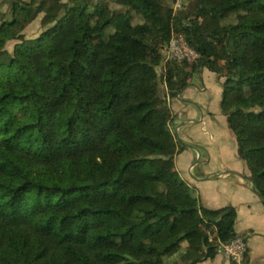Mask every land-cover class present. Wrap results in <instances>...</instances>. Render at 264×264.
<instances>
[{"label":"trees","instance_id":"16d2710c","mask_svg":"<svg viewBox=\"0 0 264 264\" xmlns=\"http://www.w3.org/2000/svg\"><path fill=\"white\" fill-rule=\"evenodd\" d=\"M49 1L3 0L0 11V264L214 258L239 235L238 212L203 208L175 162L159 158L173 118L161 83L181 91L197 68L164 65L162 45L184 34L226 77L221 109L264 201V0H199L177 13L175 0H118L124 12L108 16L86 1L27 38ZM226 13L233 22L197 32L194 20Z\"/></svg>","mask_w":264,"mask_h":264},{"label":"rangeland","instance_id":"374dc122","mask_svg":"<svg viewBox=\"0 0 264 264\" xmlns=\"http://www.w3.org/2000/svg\"><path fill=\"white\" fill-rule=\"evenodd\" d=\"M88 2L91 8L104 9L106 15L111 14H122L124 12V6L118 2V0H50L47 5L49 11L42 12L25 30V36L27 38L38 36L42 33L48 25L57 21V16L62 15L67 6L80 5L82 3ZM199 0H175L169 4V8H172V13H177L178 11H190L194 9ZM8 8V4L4 3L3 0H0V11H5ZM52 9V11H51ZM192 17V16H191ZM192 19H188L190 22ZM233 18L229 13H226L225 16L219 19H211L208 17H200L195 21V27L198 32V25L201 24H210L212 26L225 25L227 23L233 22ZM51 26V25H50ZM178 42L179 47L181 48L180 52L173 53L171 52L170 43L172 40ZM18 40H13L9 42L8 49L10 51L14 50V47ZM190 42L184 34L173 33L170 39H167L163 42L162 52L164 54V65L170 63L174 60L183 63H194L197 65L196 70L193 73V79L189 83L187 88L182 89L181 91L174 90L172 91L165 80L161 83L162 97L165 100L166 104L170 107L172 113V122L170 133H163V138L167 143V148L169 151H166L164 155L159 156L161 160L164 161H174L178 168H182L181 171L182 177L192 176H204L206 173L214 172L213 176H216L219 171H224L225 167L219 159V151L216 149V155L211 154L208 148L202 145L198 140L193 137L194 135H203L209 137V133L204 130V128L209 129V121H214L218 123V117L221 119H228L225 114H223L221 109V102L223 99V86L226 80V77L211 70L208 66L203 65L202 55L198 52L199 56L193 59H190L187 53H190L186 49L187 45L189 46ZM191 46V45H190ZM189 46V47H190ZM110 54L109 44L106 45V50L103 56ZM80 77L82 79L90 77L85 70H80ZM208 121V122H207ZM207 123V124H206ZM228 123V121H227ZM212 125V124H211ZM205 126V127H203ZM213 127V125H212ZM217 128L222 132V126L217 124ZM210 130V129H209ZM210 132V131H209ZM229 134V131H228ZM255 132H250V138H254ZM185 143V144H184ZM213 148H214V143ZM181 145V146H179ZM193 145V146H191ZM186 149V151H184ZM183 152V153H181ZM181 153V154H180ZM240 156V155H238ZM216 157L218 163L216 165L212 164V161ZM234 157V154H233ZM178 159V160H177ZM241 162V165H245V160L242 158L238 159ZM180 163V165H179ZM193 163V166L190 165ZM185 176H184V175ZM182 198V196H180ZM147 210H150L152 207L151 203L144 204ZM115 220V219H114ZM197 217L186 216L182 221V228L185 231H190L194 229L197 225ZM141 225L148 226L150 222H142ZM210 237L214 232L209 231ZM232 263L235 261H231ZM238 264L243 263L235 262ZM170 264V262L164 258V263Z\"/></svg>","mask_w":264,"mask_h":264},{"label":"crops","instance_id":"0c3cea01","mask_svg":"<svg viewBox=\"0 0 264 264\" xmlns=\"http://www.w3.org/2000/svg\"><path fill=\"white\" fill-rule=\"evenodd\" d=\"M208 123L213 125L212 127L210 124V130L207 129V126L204 128L209 133V137L193 134L192 138L206 146L211 154H215L217 149L219 151L218 160L221 159L220 161L224 165L225 170L219 171L216 176H213L214 172H208L206 177L187 176L186 179L183 178L197 191L203 208L214 211L226 209L230 206L236 207L238 212L236 228L239 235L246 238L248 263L264 264L263 198L250 181L251 169L247 161L245 160V165H241L238 160L241 158V156H238L240 155L238 141L233 131L229 128L227 119L218 117L217 124L222 126V132L217 128V124L214 121H209ZM212 143H214V148ZM242 160L244 161L243 158ZM215 163H218L216 157L212 161V164L216 165ZM192 166L193 163L190 167ZM178 170L180 174L183 171L182 168H178ZM231 261L219 252L214 258L206 259L198 264H231Z\"/></svg>","mask_w":264,"mask_h":264},{"label":"built area","instance_id":"2783aa9c","mask_svg":"<svg viewBox=\"0 0 264 264\" xmlns=\"http://www.w3.org/2000/svg\"><path fill=\"white\" fill-rule=\"evenodd\" d=\"M188 43V42H187ZM189 44V43H188ZM190 46V44H189ZM187 45L186 49L189 50L190 53H187L190 59L198 57L199 54L195 48L192 46L189 47ZM171 52L177 53L181 51V48L178 45V42L174 39L170 43ZM248 245L246 238L242 235H237L233 239L228 242L221 243L219 252L224 255L225 258L230 259L232 261L241 262L245 254L247 252Z\"/></svg>","mask_w":264,"mask_h":264}]
</instances>
